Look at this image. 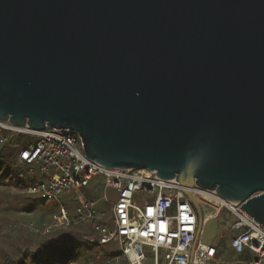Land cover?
I'll return each mask as SVG.
<instances>
[{
  "label": "water",
  "instance_id": "95a60500",
  "mask_svg": "<svg viewBox=\"0 0 264 264\" xmlns=\"http://www.w3.org/2000/svg\"><path fill=\"white\" fill-rule=\"evenodd\" d=\"M0 122L264 227V0H0Z\"/></svg>",
  "mask_w": 264,
  "mask_h": 264
},
{
  "label": "built area",
  "instance_id": "2783aa9c",
  "mask_svg": "<svg viewBox=\"0 0 264 264\" xmlns=\"http://www.w3.org/2000/svg\"><path fill=\"white\" fill-rule=\"evenodd\" d=\"M2 133L32 140L19 152L17 160L29 174L37 172L44 181L28 187L27 195L55 201L72 192L83 197L80 191L93 179L103 180L101 198L79 201L74 218L61 208L44 233L89 224L90 234L82 236L85 242L97 247L117 244L121 256L115 258L116 262L122 259L127 264H215L217 249L204 245L200 239L208 218H216L225 210L234 219L229 226L234 235L228 247L243 257V264H264V227L243 213L242 204L229 205L210 191L179 186L175 181L159 179L154 172L97 165L85 158L80 138L69 130L32 131L0 122L1 145L7 141ZM107 190L115 193L114 203L107 199ZM187 193L202 210L200 228ZM101 203L111 206L110 224L106 212L98 208ZM32 226L30 230L37 232Z\"/></svg>",
  "mask_w": 264,
  "mask_h": 264
},
{
  "label": "rangeland",
  "instance_id": "374dc122",
  "mask_svg": "<svg viewBox=\"0 0 264 264\" xmlns=\"http://www.w3.org/2000/svg\"><path fill=\"white\" fill-rule=\"evenodd\" d=\"M26 169V167H21L20 169L23 182L33 181V184H38L44 181L43 176L37 174V172L29 174ZM103 192L104 185L101 179H93L86 189L81 190L80 193L83 194V197L77 192H72L69 195L60 196L57 201L46 200L41 196L27 195L24 192L20 194L10 188L8 195H6V203L0 210L10 220L9 225L5 226L0 232V256L6 255L10 259L18 261L27 250L25 239L34 241V244L30 246L31 250L47 239L45 236L34 234L29 228L31 224L33 229H37L36 233L46 227H50L59 216L61 208L67 212L70 218H74L75 208L79 201L83 199H99L102 197ZM106 194L107 199L114 203L116 200L115 193L107 190ZM14 196L18 197L15 198ZM98 208L106 212L107 222L110 224L111 206L101 203ZM227 214V211L221 210V213L216 218H208L203 226L200 241L206 246L221 251L219 262L216 264H243V257H237L228 247V241L234 235V233L229 231V226L234 219L231 216L228 217ZM4 230L5 232H3ZM90 232L91 226L89 224L75 225V227L70 229V233L76 236L66 239L63 247L73 250L78 264H114L115 258L121 256L117 244L112 243L106 247L89 245L82 236H87ZM50 255L48 259L43 256L39 260H34V263H31L32 258L27 255L26 264H63L61 260L53 261L56 257L53 254ZM118 262V264H125L122 259Z\"/></svg>",
  "mask_w": 264,
  "mask_h": 264
},
{
  "label": "trees",
  "instance_id": "16d2710c",
  "mask_svg": "<svg viewBox=\"0 0 264 264\" xmlns=\"http://www.w3.org/2000/svg\"><path fill=\"white\" fill-rule=\"evenodd\" d=\"M1 136L6 137L7 141L2 145L0 144V210L2 209V206L6 203V195H8L10 188L22 194L23 192L25 193L28 187L34 185L32 183L33 181H22L23 176L22 173H20V169L21 167L25 166L19 164L17 160L19 152L25 147H27L29 144H31L32 140L22 135L13 136L6 133H2ZM26 172L28 173L27 169ZM14 197L16 198L18 196ZM9 222L10 220L6 218L3 213L0 212V232L5 226L9 225ZM72 227H70L67 231L63 232L49 231L48 233H44V229H46L47 227L41 230L40 232L38 231V233L32 231L34 234L45 236L47 238L46 241L40 243L39 245L37 244L31 250L30 246L34 244V241L31 239H25V247L27 248V250L25 251V254L21 257V259H18V261H16L4 255L0 256V264H26L28 256L32 258L31 263H34V260H39L43 256L48 259V256H51L50 254H53V256L56 257V260L54 259L53 261L61 260L63 261V264H78L77 259L73 254V250L68 247H63L66 239L76 236L75 234L70 233V229ZM118 263L119 262L114 261V264ZM125 264L127 263L125 262Z\"/></svg>",
  "mask_w": 264,
  "mask_h": 264
},
{
  "label": "clouds",
  "instance_id": "9594fccd",
  "mask_svg": "<svg viewBox=\"0 0 264 264\" xmlns=\"http://www.w3.org/2000/svg\"><path fill=\"white\" fill-rule=\"evenodd\" d=\"M186 168L190 169V170H195L199 167V164L197 161H189L186 165Z\"/></svg>",
  "mask_w": 264,
  "mask_h": 264
},
{
  "label": "crops",
  "instance_id": "0c3cea01",
  "mask_svg": "<svg viewBox=\"0 0 264 264\" xmlns=\"http://www.w3.org/2000/svg\"><path fill=\"white\" fill-rule=\"evenodd\" d=\"M217 252H218V253H217V256H216V261H217L216 263L219 262L218 259H219L220 255H221V251H218V250H217ZM237 257H240V256H237ZM237 262H238V261H237ZM216 263H215V264H216ZM235 263H236V262H235Z\"/></svg>",
  "mask_w": 264,
  "mask_h": 264
}]
</instances>
